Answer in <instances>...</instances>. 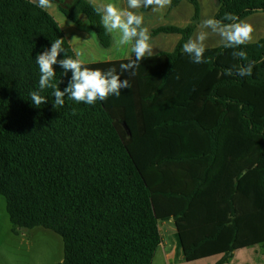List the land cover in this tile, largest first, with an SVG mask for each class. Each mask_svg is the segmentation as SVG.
<instances>
[{
	"label": "trees",
	"instance_id": "16d2710c",
	"mask_svg": "<svg viewBox=\"0 0 264 264\" xmlns=\"http://www.w3.org/2000/svg\"><path fill=\"white\" fill-rule=\"evenodd\" d=\"M55 1L75 24L85 15L99 44L110 46L94 5ZM188 1L197 19V0ZM215 3L216 20L264 12V0ZM193 28L153 30L181 38L172 52L145 56L136 76L121 75L131 87L119 98L86 105L65 97L54 108L53 90L45 89L47 102L37 108L30 99L39 90L36 56L57 38L66 56H76L45 10L0 0V196L13 234L41 226L60 235L57 264H151L158 220L173 214L186 261L221 254L215 264H223L235 249L264 247V37L235 49L247 61L222 45L206 48L207 63L196 64L182 51ZM132 59L111 68L119 75ZM251 62L252 75L239 77L235 66ZM53 67L63 91L71 72ZM166 162L185 168L193 186L180 193L182 206L160 211L152 178Z\"/></svg>",
	"mask_w": 264,
	"mask_h": 264
},
{
	"label": "crops",
	"instance_id": "0c3cea01",
	"mask_svg": "<svg viewBox=\"0 0 264 264\" xmlns=\"http://www.w3.org/2000/svg\"><path fill=\"white\" fill-rule=\"evenodd\" d=\"M29 1L31 2V0ZM86 1L94 6H100L110 2L116 3L121 8L127 6L126 0ZM52 4L53 7L46 12L59 25L75 56L77 52L83 53L85 67L101 70V67L105 64L135 57L134 53L131 52V46L118 48L114 43L112 34H110V46L102 47L97 37L91 39L90 34L94 32L90 29L85 15L80 14V23L75 24L62 13L57 1L52 0ZM197 4L199 11L197 19L193 18L195 11L194 5L188 0H180L175 6L171 5L159 12H154L151 8L143 7L135 10L137 14L144 16V26L148 28L151 35L152 48L154 46L157 48L161 44L170 43L172 47L171 51L159 50V52H172L181 38V35L176 33L160 32L158 34H152V31L159 27L174 26L184 28L192 24L194 28L188 40L195 38L201 30V22L205 19L214 18L217 11L215 0H197ZM240 21L247 22L254 28L253 39L247 44L255 43L264 37V12L250 14ZM207 31L210 33V30ZM205 45L206 48H216L222 46V43L218 35L210 33L208 39L205 41ZM206 117H204L205 120ZM169 164L166 162L160 166L158 171H154L156 177L154 175L152 178L155 179L154 188L159 191L160 195L156 199V206L160 211L182 206L183 201L178 199L180 193H190L193 186L190 175L185 168L181 170L175 164ZM158 227L161 242L154 253L151 264H215L222 257L221 254H217L193 261H186L183 256L182 245L173 214L166 218V220L159 219ZM175 239L180 245V250L174 255L171 248L175 244ZM167 241H169L168 244ZM56 243L59 245V249L57 250L54 249ZM41 245L43 246L40 247ZM22 249L30 253L28 264L38 263L40 256L44 258L45 264H57L62 261L64 254L61 236L49 229L36 226L31 229L30 235L24 236L22 234V236H17L11 232L7 236L0 246V264H16L20 260L18 253ZM12 253V257L7 258ZM223 264H264V247L261 244H255L235 249Z\"/></svg>",
	"mask_w": 264,
	"mask_h": 264
},
{
	"label": "clouds",
	"instance_id": "9594fccd",
	"mask_svg": "<svg viewBox=\"0 0 264 264\" xmlns=\"http://www.w3.org/2000/svg\"><path fill=\"white\" fill-rule=\"evenodd\" d=\"M31 2L45 11L53 7L52 0H31ZM171 3L172 0H126L125 8L118 7L116 3L111 2L95 6L94 11L100 16L105 32L112 34L118 48L131 46L135 59L121 63L119 75L115 67L107 71L91 69L84 66L82 52H77L75 58L66 56L62 46L65 40L57 38L51 43L50 49H45L36 56L35 62L40 72L39 90L30 92L32 104L39 108L47 102V99L40 95V92L45 89L53 90L54 108L63 107L65 97L86 105H95L98 100L104 102L110 95L119 98L122 89L131 87L129 79L121 81L120 76L125 72L129 74V77L136 76L137 69L145 56L152 55L153 52L151 35L148 28L144 26V16L137 14L135 10L143 7L159 12L171 6ZM223 21H230V23ZM200 29L195 38H190L182 47L183 53L188 55L193 63H207L204 58L205 41L210 33L220 37L224 48L234 49L232 52L234 59L247 61V54L244 51H235V49L252 41L254 28L251 24L240 21L234 14L225 13L223 20L214 18L203 20ZM207 30H210V33ZM90 35L91 39H95V33ZM61 53H64V58L58 60ZM57 64L63 70V75L71 72V79L63 91L59 89V85L54 83L56 72L53 66ZM253 65L254 62L235 66V72L239 77H249L253 73ZM223 74L232 75L233 69L229 68ZM75 114L74 110L73 115Z\"/></svg>",
	"mask_w": 264,
	"mask_h": 264
},
{
	"label": "rangeland",
	"instance_id": "374dc122",
	"mask_svg": "<svg viewBox=\"0 0 264 264\" xmlns=\"http://www.w3.org/2000/svg\"><path fill=\"white\" fill-rule=\"evenodd\" d=\"M206 16H207V11H206ZM153 41H155V40H153ZM159 50L171 51L172 47L170 46V43L161 44L157 48H155V46H154L152 54H154L156 52H159ZM110 68H111V65L109 63V64L103 65L101 67V70L102 71H107ZM5 204L6 203H5L4 197L0 196V246L4 242V240L7 238V236L11 233L10 232L11 224H10L9 219H8V215H7ZM30 231H31V229L28 230L27 232L19 233L17 236H19V235L22 236V234H24V236L30 235ZM168 242L169 241H167V244H168ZM42 246L43 245H41L40 247H42ZM54 249L55 250L59 249L58 243H56L54 245ZM171 250H172L174 255L176 253H178L179 250H180V245H179V243H178V241L176 239H175V244L171 248ZM18 254H19V259L20 260L18 262H16V264H28V258L30 256V253L22 249L21 251H19ZM12 255H13V253L10 256H8L7 258L12 257ZM36 264H45L44 263V258L40 256L39 259H38V263H36Z\"/></svg>",
	"mask_w": 264,
	"mask_h": 264
}]
</instances>
